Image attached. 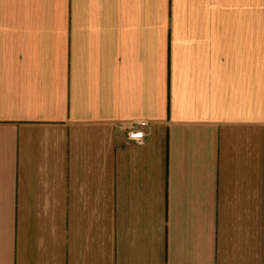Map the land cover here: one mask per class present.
Returning <instances> with one entry per match:
<instances>
[{
  "label": "crops",
  "instance_id": "0c3cea01",
  "mask_svg": "<svg viewBox=\"0 0 264 264\" xmlns=\"http://www.w3.org/2000/svg\"><path fill=\"white\" fill-rule=\"evenodd\" d=\"M0 264H264V0H0Z\"/></svg>",
  "mask_w": 264,
  "mask_h": 264
},
{
  "label": "built area",
  "instance_id": "2783aa9c",
  "mask_svg": "<svg viewBox=\"0 0 264 264\" xmlns=\"http://www.w3.org/2000/svg\"><path fill=\"white\" fill-rule=\"evenodd\" d=\"M148 125L147 120H139L134 122L131 128L127 131V138L132 142H143L146 138L144 127Z\"/></svg>",
  "mask_w": 264,
  "mask_h": 264
}]
</instances>
